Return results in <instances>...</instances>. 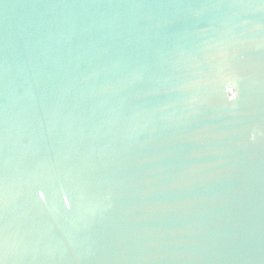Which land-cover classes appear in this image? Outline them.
<instances>
[{
	"label": "water",
	"instance_id": "obj_1",
	"mask_svg": "<svg viewBox=\"0 0 264 264\" xmlns=\"http://www.w3.org/2000/svg\"><path fill=\"white\" fill-rule=\"evenodd\" d=\"M0 264H264V0H0Z\"/></svg>",
	"mask_w": 264,
	"mask_h": 264
}]
</instances>
